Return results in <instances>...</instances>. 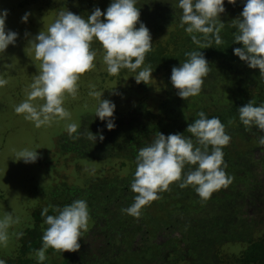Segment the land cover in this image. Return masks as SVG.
Instances as JSON below:
<instances>
[{
	"label": "clouds",
	"instance_id": "1",
	"mask_svg": "<svg viewBox=\"0 0 264 264\" xmlns=\"http://www.w3.org/2000/svg\"><path fill=\"white\" fill-rule=\"evenodd\" d=\"M225 0H178L181 10L179 26L190 36L199 49L211 47L214 43H223L220 32L224 27L219 19L225 12ZM235 4L236 0H227ZM244 7L240 18L234 20L233 43L242 47L233 49V54L250 69L259 70V78L264 80V0H243ZM7 10H0V53L9 45H15L18 34L5 28ZM29 13L21 20L27 22ZM103 17V19H101ZM140 8L137 0H111L103 12L95 8L85 19L68 10L60 11L55 20L48 25L46 32L40 31L29 42L36 60H39V72L33 77L26 93V99L14 107L16 114L24 115L25 120L34 126L50 125L53 121L71 119V114L64 105L65 94L76 97L80 75L95 67L96 51L91 48L95 39L104 50L103 63L110 76H116L122 69L135 73L136 83L146 82L151 78L152 67L145 65V56L152 50V37L149 29L140 22ZM220 21V22H218ZM139 24V27L136 25ZM186 59L171 69L170 83L177 90V95L187 100L201 93L205 78L210 72L209 62L203 53L193 50L184 53ZM143 65V67H142ZM137 69H140L138 72ZM7 80L0 79V87ZM89 96L98 103L95 117L104 122L107 130L115 127V103L102 99L103 92L91 86ZM42 99V104L33 101ZM198 119L188 124L186 132L155 135L145 147L136 151V169L130 183L133 203L121 209L122 213L139 217L141 209L159 199L158 193L167 191L169 185L180 181L181 189L192 186L197 195L207 200L213 192L232 183L227 175L223 148L230 143L231 137L225 125L218 117L208 118L201 111ZM238 118L245 130L255 127L264 133V102L252 101L238 107ZM77 123L66 124L70 138L78 139ZM76 134V135H74ZM104 136L101 131L87 133V139L95 143ZM258 144L264 146V135L258 138ZM37 149H22L16 153V160L35 163ZM186 166L189 167L187 170ZM49 207L54 215H48ZM43 224L47 227L41 236V247L35 250L37 264H44L49 248L62 252H75L80 248L79 239L87 230L89 220L88 204L83 199L73 200L63 207L47 206L40 213ZM19 217L5 213L0 218V246H6L9 239L8 229L18 224ZM17 233V237L22 236ZM0 264H5L0 260Z\"/></svg>",
	"mask_w": 264,
	"mask_h": 264
},
{
	"label": "trees",
	"instance_id": "2",
	"mask_svg": "<svg viewBox=\"0 0 264 264\" xmlns=\"http://www.w3.org/2000/svg\"><path fill=\"white\" fill-rule=\"evenodd\" d=\"M141 5L145 7L143 2ZM243 7V0H236L235 4L225 0V12L219 18L224 23L220 32L223 43L219 46L213 43L211 47L199 49L192 44L176 55H167L157 48L145 56L144 62L159 72L178 67L186 59L185 52L201 51L209 62L210 72L197 96L206 101L212 99L211 110L201 106L195 113L186 116L183 123L169 118L150 123L149 117L145 115L142 118L144 121L138 120L140 117L137 115L129 121L125 117L117 118L119 120L115 129L107 130L100 125L98 131L102 132L104 139L101 142L97 138L95 143L87 139L90 129L82 128L79 138L75 139L79 141L78 151L75 152L77 156L90 161L118 162L120 170L126 169L125 175L117 179L120 184L110 181L98 184V190L103 193L102 201L98 203L92 204L94 200L88 192L85 193L94 229L87 234L82 232L78 251L61 253L49 248L44 264H264V146L257 142L264 133L255 127L245 130L238 118V107L249 101L254 104L264 102V92L250 93L246 82L236 83V72L231 69L233 65L244 63L233 54L234 48L242 47L241 44L233 43V33L236 31L233 23L240 18ZM224 82H235L236 87H239L233 91L234 98L227 99V93L224 96L219 92V85ZM166 88L170 97L175 98L173 92L177 90L170 83V76L166 78ZM212 90H215V96L218 94L221 97L220 102L226 100L224 104L227 105L215 107ZM201 111L208 118L218 117L231 137L230 143L223 148V159L227 164L225 172L232 177V183L203 200L192 186L181 189L178 186L180 181H176L169 185L167 191L158 193L159 199L144 206L139 217L122 213L121 209L131 205L136 195L130 190L136 169V151L150 144L158 133L165 136L174 133L190 136L186 128L199 118L197 113ZM236 140L241 144H237ZM70 141L73 139L68 137L60 143L59 148L65 149ZM243 144L244 147L245 144L249 146L243 149L245 152L240 150ZM189 167L194 166H186L185 170ZM93 185L97 187V184ZM69 194V202L76 200L71 192ZM251 199H256L250 204L256 208L254 217L247 216L244 219L240 211ZM52 203L49 197L47 206H53ZM159 204L163 206L159 207ZM40 206L30 208L29 223L17 240V250L5 259V264H37L35 250L41 247V236L47 227L43 224L40 215L43 207ZM54 214L53 208L49 207L48 215ZM173 215L178 216L172 218ZM100 218H103L102 223L98 221ZM164 230L168 233L165 241L159 244L154 242ZM226 246H236L238 252L227 255L224 252Z\"/></svg>",
	"mask_w": 264,
	"mask_h": 264
},
{
	"label": "rangeland",
	"instance_id": "3",
	"mask_svg": "<svg viewBox=\"0 0 264 264\" xmlns=\"http://www.w3.org/2000/svg\"><path fill=\"white\" fill-rule=\"evenodd\" d=\"M139 1L145 4L144 7L137 0V7L143 9L140 12V22L146 25L152 37L153 47L150 52L158 48L167 55H176L192 46L190 36L179 26L182 12L177 7L178 0ZM110 2L111 0H0V10L8 12L5 21L6 31L11 30L18 34L15 45H9L4 53H0V79L7 80V84L0 87V218L9 212L14 218L19 217L20 221L8 229L7 244L0 246V260L5 261L17 250V233H22L27 227L30 208L40 205L43 208L47 207L49 197L54 207H63L72 202L68 201L70 192L74 199H83L86 202L84 196L88 192L90 198L94 200L92 204L98 203L102 201L103 195L98 190V184L101 181L116 183L117 179L124 177L126 169L120 170L118 162L90 161L77 156L78 153H75L79 144L77 140L70 141L65 149L59 148L60 143L69 137L66 131L68 123H77L80 126L78 133L83 127H88L94 134L98 132L101 124L105 126L104 122L95 117L98 101L89 96L91 86L94 85L95 90L103 92L102 99H109L115 103L116 128L119 120L117 118L125 117L129 121L137 115L140 117L138 120H142L145 115L149 117L150 123L167 118L177 119L183 123L186 116L195 113L201 106L211 110L212 99L209 97L208 101L198 96L183 100L177 95V91L173 92L175 98L170 97L171 94L169 95L166 88V78L170 76L171 70L159 72L153 70L146 84L136 83L133 77L135 73L128 69H122L118 75L110 76L103 63L102 45L94 39L91 48L97 53L93 62L95 67L80 75L75 98L65 94L63 106L71 114V119L53 121L50 125L37 128L33 122L25 120L23 114L15 113L14 107L26 99V93L30 90L29 85L38 74L41 63L35 59L29 42L40 31L46 32L48 25L55 20L60 11L68 10L86 19L97 7L102 12L106 10ZM88 7L90 8L86 11ZM25 13L30 14L26 23L21 20ZM136 26L139 27V24ZM144 64L148 65L146 62ZM231 69L236 72L235 82H246L250 93L264 92V80L259 78L258 69H250L245 63L233 65ZM235 82L222 83L219 85V92L224 96L227 93V99L234 98L233 91L239 89ZM211 93L214 95L215 107L227 105L224 104L227 103L226 100L221 103L219 100L221 97L218 94L215 96V90ZM203 100L206 102L201 104ZM33 103L39 105L43 100L38 99ZM142 110L145 113L141 114ZM128 115L131 117H127ZM236 143L241 144L238 140ZM242 146L240 150L243 152H245L243 149L249 148L246 144L245 147L244 144ZM25 148L37 149L39 155L35 163L26 164L22 160H16V153ZM117 183L120 184V181ZM93 184H97V187L95 188ZM252 202H256V199H251L240 211L244 219L247 216L254 217L256 208L250 205ZM152 205L155 206L154 203ZM160 206L163 205L159 204ZM165 209L168 210L166 206ZM88 210L89 220L87 230L83 232L85 234L94 229V223L90 221V208ZM176 216L178 215H173L172 218ZM102 220L103 218H100L98 221L102 223ZM166 235L168 233L164 230L154 242L163 243ZM238 249L236 246H226L224 252L232 255L238 252Z\"/></svg>",
	"mask_w": 264,
	"mask_h": 264
}]
</instances>
